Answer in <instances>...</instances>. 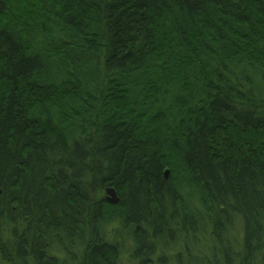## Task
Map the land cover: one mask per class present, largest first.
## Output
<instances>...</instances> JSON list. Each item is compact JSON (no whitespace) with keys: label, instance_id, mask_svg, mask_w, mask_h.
<instances>
[{"label":"trees","instance_id":"trees-1","mask_svg":"<svg viewBox=\"0 0 264 264\" xmlns=\"http://www.w3.org/2000/svg\"><path fill=\"white\" fill-rule=\"evenodd\" d=\"M127 249L264 264V0H0V264Z\"/></svg>","mask_w":264,"mask_h":264},{"label":"rangeland","instance_id":"rangeland-1","mask_svg":"<svg viewBox=\"0 0 264 264\" xmlns=\"http://www.w3.org/2000/svg\"><path fill=\"white\" fill-rule=\"evenodd\" d=\"M98 196H100V197H106V196H108V194H107V192H106V189L103 190L102 192H100ZM239 233H241V231L239 230V227H236V229L233 230V232H232V237H234V238L232 239V241L236 242V239H237V238L239 237V235H240ZM234 242H233V243H234ZM161 255H163V254H161V252H160V254H158V255L155 257L154 264H173V263H174V260H173V258H172V256H171V254L165 257V262H161V261H160V259H161ZM121 258H122V262H123L124 264H130L128 249L125 250V252L122 254V257H121Z\"/></svg>","mask_w":264,"mask_h":264},{"label":"water","instance_id":"water-1","mask_svg":"<svg viewBox=\"0 0 264 264\" xmlns=\"http://www.w3.org/2000/svg\"><path fill=\"white\" fill-rule=\"evenodd\" d=\"M166 175H168V172L166 173ZM106 192L108 194V196L105 197L107 201L113 204H117L119 202L120 197L115 187L113 186L107 187Z\"/></svg>","mask_w":264,"mask_h":264}]
</instances>
